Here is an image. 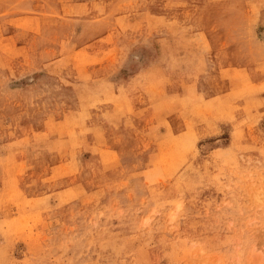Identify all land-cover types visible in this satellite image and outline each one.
I'll use <instances>...</instances> for the list:
<instances>
[{
  "label": "rangeland",
  "instance_id": "obj_1",
  "mask_svg": "<svg viewBox=\"0 0 264 264\" xmlns=\"http://www.w3.org/2000/svg\"><path fill=\"white\" fill-rule=\"evenodd\" d=\"M0 264H264V0H0Z\"/></svg>",
  "mask_w": 264,
  "mask_h": 264
}]
</instances>
